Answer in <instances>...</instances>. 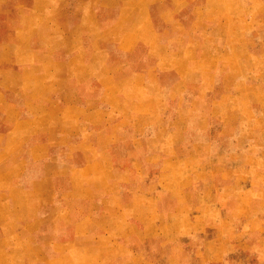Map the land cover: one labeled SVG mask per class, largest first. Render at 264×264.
Here are the masks:
<instances>
[{"label": "crops", "instance_id": "0c3cea01", "mask_svg": "<svg viewBox=\"0 0 264 264\" xmlns=\"http://www.w3.org/2000/svg\"><path fill=\"white\" fill-rule=\"evenodd\" d=\"M262 48L264 0H0V264H264V189L242 199L238 178L264 158L242 135H181L203 89L256 84ZM197 136L237 158L235 186L212 158L169 186Z\"/></svg>", "mask_w": 264, "mask_h": 264}, {"label": "rangeland", "instance_id": "374dc122", "mask_svg": "<svg viewBox=\"0 0 264 264\" xmlns=\"http://www.w3.org/2000/svg\"><path fill=\"white\" fill-rule=\"evenodd\" d=\"M184 41L187 40V37L184 35ZM262 55L264 58V48H262ZM256 65V64H255ZM257 65H261L257 64ZM190 81V80H189ZM256 84L253 81H247L240 83L236 86L233 91L235 93L232 95L231 93L218 92L214 94L213 92L209 93V90L203 89V92L198 95L195 101L191 103V107L187 110L186 114H184V121L182 120L181 127V135L182 137H186V140H189L188 135H210L216 137L218 140L222 134L227 135H236L239 137L240 135L245 136L246 141H248L245 145H251L253 148L257 149L260 153L257 154V157L264 158V75L260 73V77L258 80H255ZM180 99L183 103L188 106V95L180 96ZM211 107H208V106ZM210 109V110H209ZM208 113L213 115L212 121L210 122L209 127L206 128V120H209V117H205ZM174 111H167L166 115H164V120H162L160 126L154 127L155 133H159L160 135H169L173 131V126L171 124L173 118ZM202 123V124H201ZM151 134L152 132H147ZM196 142L194 144L195 150L197 151L200 147L201 154L197 157H191L190 159H186L185 157L181 158V162L177 164H171L170 170L167 174V180L169 182V186H184L185 188H189L190 178L188 174H183L186 168L194 167L198 164H203L206 159H213V168H214V180L216 183L220 184L224 181L223 177L228 175L231 177L229 181L230 186H235V178L233 175V171L229 168V160L237 159L235 157L228 158V154L225 155L222 152V147L219 143H217V147H212L209 145L207 139H202L199 136L196 138ZM173 143H168L169 148H172ZM187 142L181 144L180 148L182 152L189 150L186 148ZM185 148V149H184ZM184 156V153L181 154ZM249 156L246 153V158ZM226 157V158H225ZM251 157V156H250ZM250 157L243 160L240 166L242 176H238L241 179L243 178V183L245 186L240 194L244 195L245 200H250V197H253V192H256L258 188L251 186H261V189H264V162H259L258 164L255 162V166L261 170L260 174H252L249 170L250 175H245L246 167L248 169V162ZM135 162L140 163L141 160L135 159ZM149 168H155L157 164H155V159L149 162ZM232 168V167H231ZM258 169H256L258 171ZM244 175V176H243ZM156 179V176L152 177ZM151 178V179H152ZM239 178V179H240ZM152 179L150 182H152ZM226 183V182H225ZM150 188H153L150 186ZM156 190H160L163 186H154ZM249 190V192H248ZM251 195L248 197V195ZM150 198V197H149ZM254 200L259 199L264 202V191H262L261 196H254ZM159 208L157 206L150 207L149 210L145 209V213L148 214H156ZM176 208L169 207L166 208V211H174ZM251 209V208H250ZM264 211V208H262ZM139 212H134V214H138ZM251 227V231H253V225L249 224ZM260 229L264 230V226L261 225ZM248 241H251L248 240ZM255 250V249H254ZM252 252V251H251ZM253 253V252H252ZM257 254V253H255ZM235 259L233 256L226 259L225 264H232ZM255 262V259H254Z\"/></svg>", "mask_w": 264, "mask_h": 264}]
</instances>
